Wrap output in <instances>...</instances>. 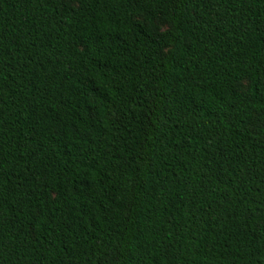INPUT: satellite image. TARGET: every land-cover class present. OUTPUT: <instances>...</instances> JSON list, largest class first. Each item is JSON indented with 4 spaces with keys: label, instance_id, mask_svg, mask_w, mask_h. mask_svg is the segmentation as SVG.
Wrapping results in <instances>:
<instances>
[{
    "label": "trees",
    "instance_id": "obj_1",
    "mask_svg": "<svg viewBox=\"0 0 264 264\" xmlns=\"http://www.w3.org/2000/svg\"><path fill=\"white\" fill-rule=\"evenodd\" d=\"M0 264H264V0H0Z\"/></svg>",
    "mask_w": 264,
    "mask_h": 264
},
{
    "label": "rangeland",
    "instance_id": "obj_2",
    "mask_svg": "<svg viewBox=\"0 0 264 264\" xmlns=\"http://www.w3.org/2000/svg\"><path fill=\"white\" fill-rule=\"evenodd\" d=\"M165 28H166L165 26H163V25L160 24V29H161V30H163V29H165Z\"/></svg>",
    "mask_w": 264,
    "mask_h": 264
}]
</instances>
